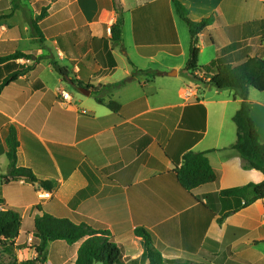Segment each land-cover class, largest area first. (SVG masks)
Returning <instances> with one entry per match:
<instances>
[{"label":"crops","instance_id":"obj_1","mask_svg":"<svg viewBox=\"0 0 264 264\" xmlns=\"http://www.w3.org/2000/svg\"><path fill=\"white\" fill-rule=\"evenodd\" d=\"M173 1L0 0V58L32 56L0 63V210L21 217L14 264L37 259L34 224L44 213L109 231L125 264H150L137 230L151 236L164 264L263 260L264 199L243 208V199L219 195L264 180L232 149L241 101L234 91L199 84L185 72L191 38ZM177 1L194 22L212 18L199 35L200 67L264 58V0ZM43 8L46 16L38 21ZM120 19L123 42L116 44L112 26ZM52 60L81 86L64 80ZM132 64L156 76H133ZM9 77L16 81L2 87ZM87 87H101L103 100L117 102L120 112L99 104ZM249 101L264 143V92L250 88ZM11 131L19 143L17 166L38 182L12 176ZM189 151L208 152L219 174L216 183L191 193L175 173ZM42 181L54 189H43ZM79 247L49 242L46 264H74ZM0 257L12 259L1 246Z\"/></svg>","mask_w":264,"mask_h":264},{"label":"trees","instance_id":"obj_2","mask_svg":"<svg viewBox=\"0 0 264 264\" xmlns=\"http://www.w3.org/2000/svg\"><path fill=\"white\" fill-rule=\"evenodd\" d=\"M177 15L187 24L190 33V52L189 59L185 67V72L195 81L211 85L218 90L234 91V98L241 101L239 110L236 112L233 121L237 127V140L232 146L243 160L245 169H256L264 175V143L259 140V132L251 117L249 90L254 88L259 92H264V58L249 57L246 62L240 65H233L223 61H214L205 67L199 66V35L211 25L212 18L203 19L201 22H194L189 17V11L179 1H173ZM46 4L38 2L37 6ZM46 8H43L40 17L42 20L46 16ZM35 23V29L36 28ZM112 40L116 44L123 42V20L120 19L112 26ZM31 55L17 52L12 55L0 58V63L14 61L20 58L31 59ZM55 71L63 77L64 80L81 86L75 80L69 78L67 68L51 61ZM134 67L133 76L138 74H147L155 77L156 73L138 70ZM205 73L210 75L209 82H204L198 74ZM16 81V78H7L2 87ZM1 87V86H0ZM93 91L96 101L106 106L114 113H119L121 106L110 100L106 102L100 96L101 87H87ZM195 110H200L205 114L203 106H195ZM9 151L7 153L10 161L11 174L13 177H25L29 182H38L33 173L26 168L17 166V150L19 143L16 133L11 131L8 138ZM208 152L189 151L183 156V164L176 168V178L181 187L188 193L193 190L216 183L219 179L218 172L213 169L207 157ZM43 189L51 191L54 187L48 182H40ZM224 198H240L245 202L243 208L251 206L260 199H264V180L259 184H248L241 188L225 190L219 193ZM196 197L198 202L204 198ZM227 213L226 215H229ZM225 215V216H226ZM34 230V248L38 257L32 264H46V248L49 242L64 241L72 246L80 243L74 264H125V255L122 246L116 242L109 231L96 230L86 223H74L65 218H56L50 214L44 213L36 218ZM21 229V217L19 213L13 210H0V246L4 254L16 259L14 240L19 235ZM137 235L144 238L146 254L145 257L150 264H164L161 254L155 250L152 244L151 236L144 230H137Z\"/></svg>","mask_w":264,"mask_h":264},{"label":"rangeland","instance_id":"obj_3","mask_svg":"<svg viewBox=\"0 0 264 264\" xmlns=\"http://www.w3.org/2000/svg\"><path fill=\"white\" fill-rule=\"evenodd\" d=\"M183 22V21H181ZM183 24L185 25V23L183 22ZM205 60H206V57L203 56L202 59H201V63H205ZM199 78H201L204 82H209V78H210V75H207L205 73H201V74H198ZM195 81V80H194ZM195 82H198L199 84H202V85H205L204 83H201L199 81H195ZM9 260L10 264H14V261L12 259H6V260H3L1 259L0 257V264H5V261ZM34 264V263H33ZM259 264H264V258L261 262H259Z\"/></svg>","mask_w":264,"mask_h":264},{"label":"built area","instance_id":"obj_4","mask_svg":"<svg viewBox=\"0 0 264 264\" xmlns=\"http://www.w3.org/2000/svg\"><path fill=\"white\" fill-rule=\"evenodd\" d=\"M62 97H63L64 101H66V102H70L72 100L71 94L66 93V92L62 94ZM42 196L45 198H48L49 193L44 192Z\"/></svg>","mask_w":264,"mask_h":264},{"label":"water","instance_id":"obj_5","mask_svg":"<svg viewBox=\"0 0 264 264\" xmlns=\"http://www.w3.org/2000/svg\"><path fill=\"white\" fill-rule=\"evenodd\" d=\"M172 76H175L176 73L174 72L173 74H171ZM80 92H82L83 94H89V90H87L86 88H80Z\"/></svg>","mask_w":264,"mask_h":264}]
</instances>
